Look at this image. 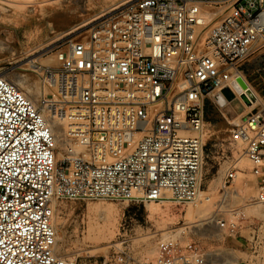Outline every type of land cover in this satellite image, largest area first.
<instances>
[{
    "label": "built area",
    "instance_id": "built-area-1",
    "mask_svg": "<svg viewBox=\"0 0 264 264\" xmlns=\"http://www.w3.org/2000/svg\"><path fill=\"white\" fill-rule=\"evenodd\" d=\"M85 26L57 67L38 68L52 93L37 103L0 75V264H77L58 253L57 202H196L213 137L206 107H224L225 91L251 106L229 140L252 165L253 202L264 203V100L253 106L240 84L245 63L264 53V0H124L72 33ZM237 173L235 163L224 173L219 204L237 193ZM230 212L217 224L235 236ZM135 264L263 263L163 241Z\"/></svg>",
    "mask_w": 264,
    "mask_h": 264
},
{
    "label": "rangeland",
    "instance_id": "rangeland-1",
    "mask_svg": "<svg viewBox=\"0 0 264 264\" xmlns=\"http://www.w3.org/2000/svg\"><path fill=\"white\" fill-rule=\"evenodd\" d=\"M122 1L11 0L10 3L1 4L0 75L16 84L20 78L26 80V86L22 87L26 91L27 85L31 87L28 95L37 103L40 93L49 95L52 90L45 89L47 85L41 70L31 64L38 68L57 67L58 51L67 47L70 38L86 34L89 27L85 26L75 33H72L73 30ZM255 60L262 65L264 53L250 59L251 62ZM228 100L227 105L224 103L225 107L210 103L212 111L208 113L207 120L213 137L205 147L204 187L201 194L209 197L210 201L204 218L191 222L196 215L194 207L197 201L178 205L168 200L158 202L157 206L152 202L134 203L127 200L57 202L53 212L59 255L77 264H121L123 258L135 264L145 261L142 255L148 252L151 253L149 260H153L160 242L173 241L180 245L195 242L221 258L264 264V215L256 212L250 214L255 210L264 213V203L253 202L258 191L257 178L252 174V165L243 154L242 147L229 140L230 124L240 122L249 108L237 98ZM40 110L47 112L43 106ZM234 163L238 173L232 191L236 190L239 195L233 191L225 204H219L223 175ZM151 206L155 208L151 209ZM110 209L116 211L112 213ZM232 209L239 214L236 219L238 233L235 236H229L227 229L217 224L220 219H233ZM99 235H105L107 239H93ZM246 248L249 253L244 252Z\"/></svg>",
    "mask_w": 264,
    "mask_h": 264
},
{
    "label": "bare ground",
    "instance_id": "bare-ground-1",
    "mask_svg": "<svg viewBox=\"0 0 264 264\" xmlns=\"http://www.w3.org/2000/svg\"><path fill=\"white\" fill-rule=\"evenodd\" d=\"M26 2V1H25ZM30 2V1H29ZM29 2H26V3H29ZM32 7V6H31ZM33 62V61H32ZM44 62V61H43ZM41 64H43V63H41ZM44 64H46V63H44ZM49 64V63H48ZM33 67H35L37 70H38V67L34 64V63H32L31 64ZM23 76V75H22ZM27 79V78H26ZM37 82V81H36ZM21 88H23L22 86H26V80H24V79H18V83H17ZM35 84H37V83H35ZM241 84V86H242V88L244 89V90H246L247 89V87H248V84L246 83V81L244 82H241L240 83ZM38 86V85H37ZM36 86V87H37ZM28 90L26 91V90H24L25 91V93H26V95L30 98V96L28 95V92H29V90H31V87L30 86H28L27 85V87H26ZM51 89L49 86H46V90H49V89ZM36 89V88H35ZM45 90V91H46ZM50 91V90H49ZM36 93V92H35ZM246 94H248L249 96H254V93H253V91H251V90H249V91H247V92H245ZM38 94V93H37ZM228 94H229V98H232V95H233V93L231 92V91H229L228 92ZM32 99V98H31ZM262 100H259V99H257V102H255L254 103V105L253 106H256L258 103H260ZM248 108H250L251 109V106H249ZM46 116H47V114H46ZM62 125H65V122L64 121H61L60 122ZM60 129H61V127H60ZM249 191H250V188H249ZM254 191V190H253ZM169 199H168V197H166V199H164L163 201H161V202H169L168 201ZM210 201V199H208V197H203V195H201L200 196V198L197 200V205H196V207H194V212H195V217L193 218V219H191V222H193L196 218H204L206 215H207V213H206V210H207V203ZM153 203V202H152ZM154 205H158L159 203L158 202H156V203H153ZM152 204V205H153ZM153 205V206H154ZM153 206H151V209H152V207ZM108 208H109V206H108ZM111 208V207H110ZM117 208V207H116ZM155 207H153V209H154ZM192 208H193V206H192ZM257 208V207H256ZM259 208V207H258ZM95 209H97V208H95ZM100 209V208H99ZM97 211V210H96ZM114 211H116L115 209H110L109 210V212H114ZM118 211V210H117ZM100 212H102V213H105V212H103V211H100ZM119 212V211H118ZM255 212L256 213H258V214H260V215H264V213L263 212H261V211H253V212H251L250 211V214L251 213H254L255 214ZM98 213V212H97ZM101 213V214H102ZM108 213V212H107ZM106 213V214H107ZM100 214V213H99ZM160 214V213H159ZM253 214V215H254ZM113 216H114V214H113ZM115 216H116V214H115ZM121 216V215H120ZM100 217V216H99ZM54 218H55V216H54ZM54 218H53V221H54ZM117 218V217H116ZM108 219V218H107ZM109 220V219H108ZM60 221V220H59ZM58 221V222H59ZM57 224V223H56ZM98 229V228H97ZM102 231V230H101ZM90 232H92V231H90ZM99 232H100V230H99ZM98 232V233H99ZM178 232V231H177ZM97 233V234H98ZM101 234H102V232H101ZM171 234V233H170ZM106 235V234H105ZM105 235H103V236H100V237H93V239H95V240H99L100 238H103V240L104 239H107V237L105 236ZM169 235V234H168ZM95 236V235H94ZM98 236V235H97ZM167 237V236H166ZM165 237V238H166ZM101 240V239H100ZM109 240V239H108ZM142 259H146V260H149V259H151V253L150 252H148V253H146L144 256L142 255Z\"/></svg>",
    "mask_w": 264,
    "mask_h": 264
},
{
    "label": "crops",
    "instance_id": "crops-1",
    "mask_svg": "<svg viewBox=\"0 0 264 264\" xmlns=\"http://www.w3.org/2000/svg\"><path fill=\"white\" fill-rule=\"evenodd\" d=\"M54 22V21H52ZM67 28H64L63 30H66ZM255 60V61H250L243 66L244 70V77L246 79V83L248 84L249 88L253 93L256 95V97L259 100H264V72L262 73L261 71H264V68L261 65L260 61ZM263 74V75H262ZM222 99V104L220 106H226L225 104L226 101L224 100L223 97H220ZM210 103L208 102L207 107H206V117L209 118V112H211L210 108ZM251 109L249 108V111L243 116V119H246L250 115Z\"/></svg>",
    "mask_w": 264,
    "mask_h": 264
},
{
    "label": "water",
    "instance_id": "water-1",
    "mask_svg": "<svg viewBox=\"0 0 264 264\" xmlns=\"http://www.w3.org/2000/svg\"><path fill=\"white\" fill-rule=\"evenodd\" d=\"M237 88V90H238V92H241V90L238 88V87H236ZM224 94L226 95V97H227V99H230L229 98V94H228V92L227 91H225L224 92ZM220 98V97H219ZM232 99V98H231ZM252 99L254 100L255 99V97L254 96H252ZM248 104H249V102H248ZM250 105V104H249Z\"/></svg>",
    "mask_w": 264,
    "mask_h": 264
}]
</instances>
